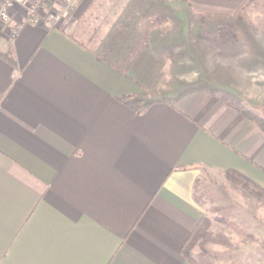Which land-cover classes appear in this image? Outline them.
<instances>
[{"label": "crops", "instance_id": "obj_1", "mask_svg": "<svg viewBox=\"0 0 264 264\" xmlns=\"http://www.w3.org/2000/svg\"><path fill=\"white\" fill-rule=\"evenodd\" d=\"M244 1L182 0L208 18ZM151 2L80 0L55 27L13 9V41L0 29V264H190L202 218L196 264L263 262L264 205L226 174L264 189V131L225 104L235 78L173 85Z\"/></svg>", "mask_w": 264, "mask_h": 264}, {"label": "rangeland", "instance_id": "obj_2", "mask_svg": "<svg viewBox=\"0 0 264 264\" xmlns=\"http://www.w3.org/2000/svg\"><path fill=\"white\" fill-rule=\"evenodd\" d=\"M79 1L47 0L46 3L37 4L33 0L31 2L36 6V15L31 20L37 16L45 22L50 15L56 14L60 15L56 22L59 25ZM154 2L152 0L151 5L157 18H148L151 19L148 22H154V29L158 25V30H154L153 34L155 37L156 31L160 34L159 47L172 74L173 85L179 86L181 90L200 89L202 86L212 90L216 88L220 94L226 95L224 89L217 87L220 83H228L229 78L233 77L234 86L228 89V95L242 102L246 110L264 121V0L252 1L239 13L238 18L206 17L202 25L197 23L195 13L186 8L182 0ZM13 9L20 15L18 25L29 22L23 23L29 16L22 7H14L9 11L10 20ZM12 26L9 29H17ZM3 27L0 26L3 30L7 29ZM146 27L147 24L145 34L149 31ZM222 60L228 62L226 67L220 66ZM240 65L247 69L234 72L235 68H241ZM240 74L243 76L239 80ZM257 128L264 131V124L263 128ZM234 187L232 184L228 192L230 196L236 197L237 203L243 205L251 200L253 206L258 207L253 197L244 196L240 188ZM263 245L258 244L259 258H264ZM263 258L261 264H264Z\"/></svg>", "mask_w": 264, "mask_h": 264}, {"label": "trees", "instance_id": "obj_3", "mask_svg": "<svg viewBox=\"0 0 264 264\" xmlns=\"http://www.w3.org/2000/svg\"><path fill=\"white\" fill-rule=\"evenodd\" d=\"M254 0H245L241 5V7L237 10L234 16H238L239 13H242ZM195 17L197 20V23L200 25L203 24V19L206 18L205 14L202 13H195ZM123 74L125 72L122 71ZM225 104L228 107H231L236 112H238L240 115L245 116L248 120L252 121L255 126L263 128L264 121L263 119H260L257 117V115H253L246 110L245 105L239 101H236L235 99L228 98V100H225ZM226 177L230 183L235 184L238 186L244 193H246L248 196L253 197L257 202L259 201L262 205H264V189H262L259 185L256 183H253L251 180H249L246 176L244 177L237 171H228L226 174ZM196 227L192 230L189 238L184 242L182 248H181V255L184 260H186L190 264H196L194 260L191 257V251L192 249L197 246V244L205 242L209 238V228H210V222L209 219L202 218L196 223ZM264 247V245H263Z\"/></svg>", "mask_w": 264, "mask_h": 264}, {"label": "built area", "instance_id": "obj_4", "mask_svg": "<svg viewBox=\"0 0 264 264\" xmlns=\"http://www.w3.org/2000/svg\"><path fill=\"white\" fill-rule=\"evenodd\" d=\"M33 0H0V26H7L8 22L10 21V15H9V11L14 8V7H22L26 14L29 16L27 21L26 19L23 20V23H26L28 21L31 20V18H34L35 14V9L36 6L33 4L32 2ZM35 2H37V4L40 3H46L47 0H34ZM68 1H72V0H68ZM60 15H56V14H52L49 16V18L45 21L46 23V27H55L56 22H58V19ZM3 27V28H5ZM1 29V28H0ZM16 30L13 29H9L8 33L6 35L7 37V41H13V39L16 36Z\"/></svg>", "mask_w": 264, "mask_h": 264}]
</instances>
